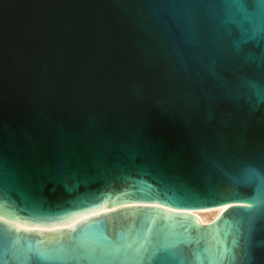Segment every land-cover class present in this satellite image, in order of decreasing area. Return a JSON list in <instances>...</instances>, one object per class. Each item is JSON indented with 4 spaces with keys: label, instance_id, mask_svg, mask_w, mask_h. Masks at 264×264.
<instances>
[{
    "label": "water",
    "instance_id": "1",
    "mask_svg": "<svg viewBox=\"0 0 264 264\" xmlns=\"http://www.w3.org/2000/svg\"><path fill=\"white\" fill-rule=\"evenodd\" d=\"M0 264H264V0H0Z\"/></svg>",
    "mask_w": 264,
    "mask_h": 264
},
{
    "label": "bare ground",
    "instance_id": "2",
    "mask_svg": "<svg viewBox=\"0 0 264 264\" xmlns=\"http://www.w3.org/2000/svg\"><path fill=\"white\" fill-rule=\"evenodd\" d=\"M228 208V206H223L219 208L195 211L191 213L197 216L200 222L205 225L218 219Z\"/></svg>",
    "mask_w": 264,
    "mask_h": 264
}]
</instances>
